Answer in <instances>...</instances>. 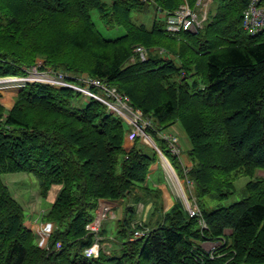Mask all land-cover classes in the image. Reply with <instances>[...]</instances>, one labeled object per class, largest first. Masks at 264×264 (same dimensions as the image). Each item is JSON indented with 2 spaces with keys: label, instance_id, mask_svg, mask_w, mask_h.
I'll return each mask as SVG.
<instances>
[{
  "label": "trees",
  "instance_id": "16d2710c",
  "mask_svg": "<svg viewBox=\"0 0 264 264\" xmlns=\"http://www.w3.org/2000/svg\"><path fill=\"white\" fill-rule=\"evenodd\" d=\"M184 1L0 0V76L25 75L42 57L39 70L61 71L77 85L87 73L115 87L155 130L179 122L190 142L186 175L206 223L201 227L175 201L137 225L135 206L127 204L116 220L110 253L86 257L83 251L94 241L86 225L99 200L158 193L145 185L158 154L138 137L125 150L129 127L100 100L84 102L71 87L26 82L11 108L0 102V264L264 262V177L256 175L264 171V31L251 35L243 29L247 0H213L202 28L171 32L156 15ZM92 10L106 27L125 32L105 38ZM151 14L149 24L139 19ZM135 45L146 48L145 59L133 51ZM158 144L184 175L179 158L165 142ZM19 171L36 177L43 197L59 185L42 213L55 223L46 247L38 244L23 206L1 179L2 173ZM239 175L250 177L243 198L210 209L200 205L205 195L221 201L232 196ZM144 227L142 237L131 239L134 228ZM99 233H106L104 226ZM208 241L214 248L204 246Z\"/></svg>",
  "mask_w": 264,
  "mask_h": 264
},
{
  "label": "built area",
  "instance_id": "2783aa9c",
  "mask_svg": "<svg viewBox=\"0 0 264 264\" xmlns=\"http://www.w3.org/2000/svg\"><path fill=\"white\" fill-rule=\"evenodd\" d=\"M212 3L213 0H195L193 6H190L187 3L180 5L173 12L165 14L166 29L171 32H178L180 30L196 32L198 29L202 28L205 22L207 21ZM242 26L243 29L251 35H255L264 31V0H247L246 6L242 11ZM134 51L141 59H145L148 54L147 50L140 45H137ZM131 60H133V57L131 58ZM25 69L27 71L25 75H9L6 78H1L0 84L15 83L17 85L22 82L24 85L26 82L36 81L57 87H71L72 89L82 91L88 94L90 97L96 98L106 104L111 112L120 116L128 124V126H130V128L132 127L131 138L143 136L149 142H152L149 136V132L154 131L156 133L157 138L165 142L166 149L170 154L175 156L180 155L181 150L179 148L178 139L176 138V136L164 134L159 130H155L153 128V125L151 124V121L147 118L145 119L142 116L140 110L134 109L128 102L127 96H125L124 94L121 95V93H119L115 87H111L96 78L87 76H81L79 78L81 85H77L67 80V74L61 71H39L36 68ZM84 85L86 88L83 87ZM91 86L99 88L101 90V94L93 92L90 89ZM117 103H119L120 107L117 105ZM153 148L156 149L160 157H163L164 160L162 158L161 159L163 161L162 163L166 172V176L168 177L169 181L173 183V187L177 195L181 196L182 201H184L183 205L187 214L190 217H198V222L201 227H206V223L201 217V212L194 196L193 182L186 175L190 166L182 165L184 175L182 177V182H180L178 175L175 173L173 167L166 160V158L163 156L162 152L157 148L155 143H153ZM186 192L189 194V197L185 198L184 196ZM96 213L97 215L95 219H93V221L89 222L86 225V228L89 230V232L94 235L93 243L84 249V254L87 257H96L99 251H103L106 254H109L110 248L112 246L111 241H109L106 236H102L99 234V228L103 219L107 218L108 216H110L111 218L115 217L113 206L109 202L101 200V203H99ZM141 220L142 221H139L136 224L141 225L144 222V218H142ZM54 228V222H47L41 225L39 229L43 239L39 241L41 247L47 246V239L53 232ZM147 231L148 228L146 227L141 229L134 228V232L131 235V239L142 237ZM106 239L108 240L106 241ZM41 242L43 243L41 244ZM210 243L212 244V246L207 249L214 248V246L216 245V243ZM59 246L60 242H57L56 247ZM204 246H206V242L204 243ZM261 264H264V262Z\"/></svg>",
  "mask_w": 264,
  "mask_h": 264
},
{
  "label": "rangeland",
  "instance_id": "374dc122",
  "mask_svg": "<svg viewBox=\"0 0 264 264\" xmlns=\"http://www.w3.org/2000/svg\"><path fill=\"white\" fill-rule=\"evenodd\" d=\"M108 3H110L111 0H104ZM187 3L188 5H190L186 0L182 3V4H185ZM181 4V5H182ZM180 6V5H179ZM191 6V5H190ZM176 10V9H175ZM210 11H214V7L212 5V8L210 9ZM91 17L97 27V29L101 32V34L105 37V38H108V39H112V38H116L117 36H120L121 34H123L125 32V30L121 27H115V28H108L106 27L104 24H103V21L100 19V16L99 14L97 13L96 10H92L91 12ZM151 15L149 17H146V18H142L140 17L139 19L140 20H143V22L149 24L151 19H150ZM137 45L134 46L133 48V51L135 50V47ZM142 46V45H140ZM143 47V46H142ZM144 49H146L145 47H143ZM135 52V51H134ZM136 53V52H135ZM43 64V58L42 57H39L37 58L36 60V63L34 65H31V66H27L26 68H29V69H34L36 68L37 70L40 69V66ZM39 71H44V70H39ZM46 71V70H45ZM7 76L9 75H6V76H0V79L1 78H6ZM14 76H21V75H14ZM80 76H87V77H91L89 76L87 73H83L81 74ZM20 86L18 87V89L20 87H22L23 83L20 82ZM14 86L16 85L15 83L13 84H9V83H3V84H0V93H2L4 91L5 93V97L4 98H1L0 99V102L2 105H4L6 108H8L6 105H9L8 103H5L7 100L8 102L10 101L11 102V99H10V96H11V92H15V89L12 91V90H7L5 88H1L3 86ZM84 88L85 85L83 86ZM92 87L94 86H91V90H92ZM12 88V87H10ZM5 89V90H3ZM16 89V90H18ZM3 90V91H2ZM96 90V89H95ZM82 94H83V100L84 102L88 101V98H92L90 97L88 94L80 91ZM120 93V92H119ZM99 94H101V91H99ZM123 93H121L122 95ZM125 95V94H124ZM126 96V95H125ZM128 98V97H127ZM15 99V98H14ZM96 99V98H95ZM128 102H129V99H128ZM122 103V102H121ZM130 103V102H129ZM11 104V103H10ZM117 105L120 107L119 103H117ZM132 106V105H131ZM133 107V106H132ZM134 109H138V108H135L133 107ZM140 110V109H138ZM141 111V110H140ZM142 113V111H141ZM117 115V114H116ZM142 116L146 119L147 117H145L142 113ZM120 117V116H119ZM148 119V118H147ZM179 123V122H178ZM128 125V124H127ZM171 126V125H170ZM165 127L163 129H160L159 131L160 132H163L164 134H170V135H174L176 136V138L178 139V145H179V148L181 150V147H180V143H179V137L178 135L173 132L172 130L169 129V127ZM129 127V130L128 132L126 133L128 135V138L127 139H130L131 138V134H132V127L130 128ZM125 134V135H126ZM138 137V136H137ZM155 137H157L155 135ZM125 138V137H124ZM135 138H133L134 140V143H135ZM140 143L146 145V146H149L150 148H152L153 146V143L150 141L148 142V140L143 137V136H139L138 137ZM127 141V140H126ZM153 141V140H152ZM124 144V143H123ZM134 145V144H133ZM161 158L163 159V157L161 156ZM178 158L181 159V155L178 156ZM189 159V158H188ZM164 160V159H163ZM190 161V166L192 165V162L191 160L189 159ZM185 165V164H184ZM175 168V167H174ZM165 171V170H164ZM175 171L176 168H175ZM256 175L258 176H261V177H264V171H258L256 173ZM1 179L2 181L6 184V186L8 187L11 195L23 206L24 208V212H25V215L26 217L27 216H31L30 218H32V216H34V218H37V220L40 221V218L39 217H36L37 214L40 216V214L42 212H47L52 203L54 202L55 198H56V195H57V192L59 190V185H52L51 188L49 189L46 197H43L41 196L40 194V188H39V184H38V181L36 179V177L32 174V173H29V172H25V171H19V172H5V173H2L1 174ZM250 180V177L247 176V175H239L235 178L234 180V187H235V190H234V193L232 196H230L228 199L226 200H219L215 194H209V195H205L204 197H202L200 199V205L202 207H204L205 209H210V208H216L220 205H229L235 201H238L240 200L241 198H243L245 196V184ZM173 193L175 194V196L177 197V199H179L183 204H184V201H182V198L181 196H178L176 191L173 189ZM185 198L186 197H189V194L186 192L185 193ZM102 200V199H101ZM101 200L99 203H101ZM32 202V203H31ZM98 203V205H99ZM29 204H32V208L34 206V210L36 209L37 211H33L34 213H31L30 212V209L29 207L31 205ZM111 204V203H110ZM29 205V206H28ZM28 206V207H27ZM183 207V205H182ZM98 209V207H97ZM96 209V211H97ZM113 210H114V207H113ZM184 210V208H183ZM93 213L94 215V219L97 215V213ZM135 218H136V221H134V223H137L139 221H142L140 220L141 218H144V216L142 215H137L135 214ZM116 220H117V217L115 219L111 218L110 216H108L107 218L103 219L101 221V225L100 227L104 226L105 228V236L106 237H110L111 239H115L117 240V236H116ZM40 225V224H39ZM38 225V227H39ZM41 226V225H40ZM226 231H229V230H226ZM43 240V239H42ZM108 239H106L107 241ZM110 241V240H109ZM114 242V240H112ZM43 242H41L42 244ZM212 246V244L210 242H206V248H210Z\"/></svg>",
  "mask_w": 264,
  "mask_h": 264
},
{
  "label": "crops",
  "instance_id": "0c3cea01",
  "mask_svg": "<svg viewBox=\"0 0 264 264\" xmlns=\"http://www.w3.org/2000/svg\"><path fill=\"white\" fill-rule=\"evenodd\" d=\"M156 16H157V19H160L162 21L165 20V14L163 12L158 11ZM151 17H152V14H151ZM142 18H146V17H142ZM7 87L8 89L7 88L5 89L10 91L12 90V88L10 87H13V86L8 85ZM18 91L19 89L15 90V92H11L10 99L12 103L11 105H6L8 108L12 107L14 103V98L17 95ZM4 97H5V93L3 91L2 93H0V99ZM169 129L175 132L179 137L182 163L185 165H189L190 161L188 159L189 157L187 155V151L190 148V142H189V139L186 133L184 132V130L182 129L181 125L178 122L172 124L169 127ZM127 138H128V135L126 134L124 138V144H123V147L125 150H129L134 144L133 138H130V139H127ZM150 138L151 140H153L154 137L150 136ZM154 142L155 144H157V142L159 141L153 140V143ZM162 162H163L162 159L160 160V158H158L154 163L151 164L149 168L148 178H147V181L145 182V185L158 190V193L156 195L155 193L150 194V192L148 193L146 192L147 194H144V192L138 191V193L135 196L129 195L124 199L107 200V201L103 200L105 202L111 203V205L114 207L115 217H117V219H121L123 217L124 210H125L124 208H125V205L127 204H133L135 206V212L137 215L139 214L141 216L143 215L144 217H147V215H150V216L153 215L152 214L153 212L156 215L165 212L174 204L175 201H177V197L173 193V189H174L173 183L170 182L168 177L166 176ZM179 180L180 182H182L181 179ZM136 197H139V198H136ZM137 200L138 202L135 204V201ZM29 205H31L29 207L31 213H34L33 211H37L36 209L34 210V206L32 208V204H29ZM42 213L40 214V216L38 214L36 216L40 218V221L37 220V218H34L35 215L32 216V218H30L31 216H27L26 221H25V224L36 234L38 241L42 240V236L39 231L41 227L40 225L45 223V220H43L41 217ZM227 230H229L227 232H231L230 229H227Z\"/></svg>",
  "mask_w": 264,
  "mask_h": 264
},
{
  "label": "bare ground",
  "instance_id": "6f19581e",
  "mask_svg": "<svg viewBox=\"0 0 264 264\" xmlns=\"http://www.w3.org/2000/svg\"><path fill=\"white\" fill-rule=\"evenodd\" d=\"M21 84L19 83V84H17V85H14L13 87H12V90L13 89H18V87L20 86ZM3 88H8L7 86H3ZM149 142V141H148Z\"/></svg>",
  "mask_w": 264,
  "mask_h": 264
}]
</instances>
